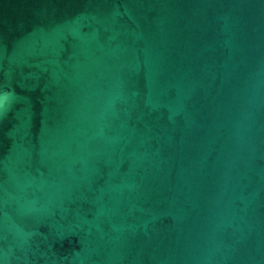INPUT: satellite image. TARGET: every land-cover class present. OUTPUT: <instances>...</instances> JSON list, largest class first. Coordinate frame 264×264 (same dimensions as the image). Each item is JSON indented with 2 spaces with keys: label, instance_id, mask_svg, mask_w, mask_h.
Instances as JSON below:
<instances>
[{
  "label": "water",
  "instance_id": "obj_1",
  "mask_svg": "<svg viewBox=\"0 0 264 264\" xmlns=\"http://www.w3.org/2000/svg\"><path fill=\"white\" fill-rule=\"evenodd\" d=\"M0 264H264V0H0Z\"/></svg>",
  "mask_w": 264,
  "mask_h": 264
}]
</instances>
